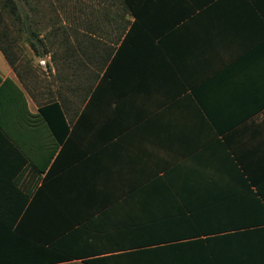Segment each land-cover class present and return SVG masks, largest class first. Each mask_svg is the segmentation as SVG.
I'll use <instances>...</instances> for the list:
<instances>
[{
  "label": "crops",
  "instance_id": "crops-1",
  "mask_svg": "<svg viewBox=\"0 0 264 264\" xmlns=\"http://www.w3.org/2000/svg\"><path fill=\"white\" fill-rule=\"evenodd\" d=\"M76 4L57 51L0 48V264H264L205 208L264 193V0Z\"/></svg>",
  "mask_w": 264,
  "mask_h": 264
},
{
  "label": "rangeland",
  "instance_id": "rangeland-1",
  "mask_svg": "<svg viewBox=\"0 0 264 264\" xmlns=\"http://www.w3.org/2000/svg\"><path fill=\"white\" fill-rule=\"evenodd\" d=\"M15 2L20 18L11 14L9 7L3 8L0 1V39L7 50L12 47L18 48L24 58L31 54L30 42L41 51L44 49L57 51L60 47V34L74 31L75 19L81 11L77 8L76 0H15ZM21 21L27 22L28 30ZM30 32L34 33L35 37H31Z\"/></svg>",
  "mask_w": 264,
  "mask_h": 264
},
{
  "label": "trees",
  "instance_id": "trees-1",
  "mask_svg": "<svg viewBox=\"0 0 264 264\" xmlns=\"http://www.w3.org/2000/svg\"><path fill=\"white\" fill-rule=\"evenodd\" d=\"M3 8L9 7V11L16 18H20L17 14V4L15 0H0ZM0 21H1V12H0ZM21 24L24 25V28L28 30V24L25 21H21ZM31 37H35V34L30 32ZM41 42V40L38 39ZM31 48L35 51L36 55H42L43 51L39 50L33 42H30ZM0 48L3 50L6 59L12 65L11 56L7 48L2 44L0 39ZM45 50V49H44ZM41 113L46 117L49 125L54 128L55 114L58 117L59 111L55 104H50L47 107L40 108ZM51 114V116H50ZM58 135V133H57ZM247 188L249 191L244 193L243 196H237L234 199L226 200L223 202H210L208 206H205L207 209H227L233 212L232 215L226 217L216 218V221L213 220L210 222L212 226H241V225H264V193L262 191H253L251 185L248 184ZM238 208H242L241 211H238ZM50 258V257H48ZM52 259L62 258L60 255H53Z\"/></svg>",
  "mask_w": 264,
  "mask_h": 264
},
{
  "label": "built area",
  "instance_id": "built-area-1",
  "mask_svg": "<svg viewBox=\"0 0 264 264\" xmlns=\"http://www.w3.org/2000/svg\"><path fill=\"white\" fill-rule=\"evenodd\" d=\"M40 62L43 63V60H41Z\"/></svg>",
  "mask_w": 264,
  "mask_h": 264
}]
</instances>
